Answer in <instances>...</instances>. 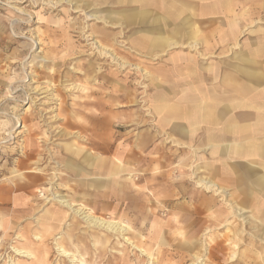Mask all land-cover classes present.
<instances>
[{
	"label": "rangeland",
	"instance_id": "rangeland-1",
	"mask_svg": "<svg viewBox=\"0 0 264 264\" xmlns=\"http://www.w3.org/2000/svg\"><path fill=\"white\" fill-rule=\"evenodd\" d=\"M50 1L56 4H49ZM139 6L121 0H0V223L6 221L8 225L3 234L0 224V264H58L55 242L65 238L68 224L72 225V238L85 264H264V238L235 212L221 218L223 227L210 225L212 214L207 220L204 218L199 228L189 227L188 242L185 243H179L181 237L174 234V228L171 230L174 223L166 212L155 219V222L169 221L166 234L160 231L159 235L153 236L152 229L148 231L150 222H145L144 238L154 240L159 236L161 239L160 244L153 245L150 250L154 257L151 259L142 256L118 235H109L95 227L85 228L82 220L71 219V212L70 219L66 217L56 223L54 238L44 233L42 242L34 240L36 220L45 210H67L53 197L67 198L74 204L87 207L94 215L109 219V213L103 208L104 190L91 183L84 185L62 167L71 160L91 173L94 171L92 165L82 161L83 154L74 156L70 153L76 146L91 152V160L96 156L106 160L105 169L117 161L119 165L134 169L130 176L127 172L122 175L135 181L144 191L154 190L151 186L157 183L153 179L156 176L165 175L170 181L179 175L189 176L192 179L181 185L187 191V198L212 195L203 186L195 185L196 176L211 177L224 186L230 182L226 186L227 193H232L233 190L253 189L241 179L244 169L258 175L264 172L262 155L224 156L204 149L205 128L210 125L200 124L191 137L179 135L168 125L179 123L186 126L185 121L164 125L161 115L148 110L149 98L159 90L155 84L163 80V85L169 86L170 78L168 82L164 78L172 77L170 59L178 54L193 59L202 70L214 67L219 71L218 79L229 76L230 82L236 83L234 88L237 91L243 81L250 80L243 76L244 73L252 71L255 78L251 80L256 81L257 86L253 90V85L247 87L251 91L246 96L236 93L235 99L230 100L234 108L230 109L229 116L237 123L251 124L256 121L257 114L262 115L263 120L264 0H234L232 6L236 13L227 16L221 12L213 27L205 25L200 28L197 39L209 43L206 50L204 45L190 48L192 43L186 40L182 45L166 48L163 52L152 50L150 53L135 52L129 45L142 28L137 25V20L130 19L127 11L135 12ZM235 14L237 21L243 15L248 18L235 27L237 36L232 39L226 29L227 22L233 20ZM201 73L207 82V74ZM173 75V81L182 82L183 78L177 77L179 74ZM43 87L49 91L37 92ZM223 87L229 89L225 82ZM127 91L131 93V102L124 101ZM259 93L263 97L255 98L254 95ZM220 106L217 110H224ZM224 120L222 118L219 124V131L213 132L223 138L221 144L233 138L230 133H221ZM23 125L29 133L22 128ZM10 135L12 140L8 141ZM143 145V149H138ZM67 148L70 149L67 151ZM120 154L123 158L133 155L140 159L128 164ZM92 178L93 174L87 177ZM24 183L26 187L21 188ZM7 186L15 188L3 193ZM156 188L161 187L157 185ZM41 194L48 195V198L41 197ZM223 197L214 198L219 205L231 208L232 205L226 204H233V198ZM158 202L149 203L161 204ZM153 204L151 208L156 212ZM247 206L246 210L250 211V202ZM165 210L171 209L167 207ZM244 216L248 218L250 213ZM225 220L230 224L224 223ZM228 227L238 228V234H229ZM90 235L105 242L102 247L98 245V251L89 243ZM226 235H230L229 239ZM222 236L232 244H208ZM165 237L166 241L162 242ZM172 239L177 240L171 242ZM63 247L71 250L66 241ZM12 248L28 251L36 260L32 263L19 258ZM208 249H212V255H207ZM73 250L70 252L81 256ZM194 254L198 262H193ZM60 264L69 263L61 259Z\"/></svg>",
	"mask_w": 264,
	"mask_h": 264
},
{
	"label": "crops",
	"instance_id": "crops-1",
	"mask_svg": "<svg viewBox=\"0 0 264 264\" xmlns=\"http://www.w3.org/2000/svg\"><path fill=\"white\" fill-rule=\"evenodd\" d=\"M168 1L167 4H169L170 2H175L177 6L176 12H181L182 16L183 15L184 16L183 17L180 16L178 19H167L168 17H166L165 15L164 7L161 6V4H163L162 2H165V0H136L135 4L141 6H139V8L135 12L127 11V13L130 12L129 14L130 19L137 20V25H139V27L142 28L141 29L142 32L140 34L135 35L133 39L129 41V45H131L130 49H132L135 52L142 51L143 53L144 52L150 53L152 50L157 52H163L166 48L182 45V43H184V41L187 40L190 41V43H192V45L189 44L190 48L194 47V49H196L197 45H204L206 50L209 43L204 39H200V38L197 39V35L199 34L200 28H203L205 25H207V27L208 26L213 27V25L218 21L217 18L219 17V15H221V12L225 13L227 16L232 13H236L234 12L232 6L234 0H168ZM235 15L237 16V14ZM236 16L234 17L233 20H229V22H227L228 27L226 29V33H228L229 34L228 36L232 39H234L237 36L235 32V27L241 24L242 20L248 18L247 15L246 16L243 15L240 16L237 21ZM247 60L251 61L250 59ZM177 62L178 63L181 62V63L179 65L178 64L174 65V63ZM170 63L172 64L171 67H173L172 71L174 73L173 72L170 73L172 77L164 78L166 81L170 78L171 80L169 81L170 84L167 88L163 85L164 83L163 80H159L158 84H155L156 88L157 89L160 88V89L154 93L153 97L149 98L151 99V101L148 100L149 103L148 105L150 107V109L148 110L154 111L158 113V115H161V121L163 122L164 125H168L172 121H177V120L185 121L186 126L180 125L179 123H173L170 126L168 125V127H170L172 130L175 131V133H178L179 135H186L191 137L199 129L200 124L210 125L208 128H205V138L203 142L205 145L204 149L208 148V150L212 154L219 153L220 155H224V156H228L229 154L250 155L247 150V144H248L247 142L249 139L252 138L248 134H246V132L237 131L233 126L230 127L229 124L224 125V128L222 130L223 132L221 133L222 134L230 133L233 135V138L228 137L231 143L225 142L224 144H221V139L223 138L213 133L214 131H219V124L221 121L217 124H214L211 121L210 115L216 111H208L212 108L216 109L220 105L222 109H224L226 106L229 105L231 106V108L232 107L234 108V106H232L229 103L231 99L233 100L235 99L236 93L238 94V92H236V90L230 91V89H225L223 86L225 82L226 84H229L231 86L233 85L236 88V83L230 82L229 76L226 77L221 76V78L218 79L217 73L219 71H215L214 67L202 70V68L198 64H196L193 59L189 58L188 56L184 57L175 54L170 59ZM201 72H205L207 74L206 76L207 82H204L205 80L203 79L202 77L203 75ZM173 74L176 75L179 74L177 77H182L183 78L182 82L180 83L177 81H173L172 80L173 76H175ZM184 79L187 80L188 85H185L186 81L184 82ZM126 93H127V97L125 98L124 101L131 102L129 99L130 93L128 91ZM258 96H260V93L258 94ZM226 100H228L229 102ZM220 101H224V102L219 103ZM204 109L207 110L203 111ZM203 117H206L207 119L202 120ZM263 136L264 135L258 136L257 138H255V140L257 139L264 140ZM144 146L145 145H143L138 149H143ZM236 148H240L241 150L237 151ZM69 149L70 148H67V151ZM70 153L74 156H77L80 153L83 154L84 157L82 161L87 165H92L91 167L94 168L93 169L94 171L91 173L90 171L85 169V167H83L82 165L74 163L71 160L65 162L62 167L65 170H67L70 174H72L73 175L72 177H75L77 180L83 182L84 185L91 183L93 186H95V188L104 190L103 199L105 200L103 203V208L105 209V211L109 213L108 214L109 219H105V220L116 221L122 223L124 226L129 228L130 232H128L127 235L130 237L129 239L131 240V242L137 246L140 244L138 247H140L142 250L145 251L143 254L141 250L138 251V249H135L138 252H140L142 256H146L148 259H151V257L154 258L153 255L150 253V250L153 249V245L155 246L156 244H160L161 242L159 236H156L154 240L153 238L151 240L150 239L146 240L144 238L142 234L143 231L142 229L145 222H150L148 231L152 229L153 236L159 235L160 231L163 234L167 233L166 228L168 226V222H169L168 220L165 221V219H163L162 222L161 221L155 222L156 217L161 216L163 212H166L165 215L167 214L166 216L169 217L168 219L171 218L170 220L173 221L174 225L171 226V230L174 228L173 230L174 234L176 233L181 237V239H178L179 243L188 242V239H186V237L189 236V227L192 228L195 226L197 227L198 225L200 226V223L204 220V218H206L207 220V218H209V215L211 214H212V218L210 219L211 221L210 225L211 226L213 225L212 222L213 215L217 212V210L220 208L221 205H219V203L214 198L216 196L212 193V191H206L207 193L212 194L209 197L200 194L196 196L193 195L187 198V191L185 188H183V186L181 187V185L187 184L189 180L192 179L191 177L179 175L177 179L174 178V180L170 181L165 175H163L162 177L156 176L153 179L157 183L151 186L152 189L154 190L149 191L145 189L146 191H144L138 186L139 184L135 183V181H132L129 178H127V176L122 175L123 173L127 172V174L130 176V174L135 171L134 169L129 168V166L119 165V162L116 160L117 164L112 162L110 164V168L105 169L107 165V163L105 162L106 160L102 159L100 156H96L93 158V160H91V158H89L91 152L89 151L85 152L83 151V148L77 146L74 149L70 150ZM120 156L121 158H123V154H120ZM124 158L127 159L128 164L132 163L134 159H138V160L140 159V157H135L133 155L129 157L124 156ZM91 174H93V178L87 179V177H89V175ZM112 177L115 178L118 177L119 179L114 180L112 179ZM208 178L212 179V181L215 182L218 186H222L223 188H225L226 196H232L233 199L237 197L236 200H233L234 202L231 201L233 203L240 201L239 199L241 196L246 197V199L249 197L248 198V202H250L249 210L255 213L256 217L259 218L260 221L264 224V172L261 175H258L251 173L249 169H244L241 179L244 180L243 182L247 181L249 183L248 186L250 188H253L251 191H244V192L242 190L240 191L233 190L232 193L230 192L227 193L226 186L230 182H228V184L224 186L218 183L217 181L213 180V178L211 177ZM195 179H197V177H195ZM196 182L195 185H197V187H200L198 184H196ZM112 185H115V188L112 189L111 188ZM157 185H159L161 188H156ZM173 186H176L178 189H174ZM20 187L24 188L26 187V185ZM5 188L6 189L3 190V193H6L5 191L7 190H12V188L15 187L7 186ZM47 191L48 190L46 189V192ZM55 195H58V193ZM173 196H175V198L171 199ZM184 198L188 200L184 201ZM259 198L260 200L258 203ZM261 198L263 199V201ZM65 199L70 203L74 204L71 200L67 198ZM141 200H142V204L140 205L139 203ZM155 200H158L159 202ZM150 201L153 203L154 202L161 203V204H153L156 212L152 210L151 208L152 203H149ZM74 205H79V207H84L87 210H90L87 207L83 206L82 204H74ZM254 205H260L259 208L261 209H256ZM135 206H137V208ZM166 207H170L171 210H165ZM247 207H245V209ZM177 211H181V212L177 213ZM70 212L71 210L68 208L66 211H62L59 209L56 210L54 208H48L35 223V227H37L36 234H41L43 237H44V233H47L49 237L55 236L56 223H60L64 221L66 217L70 219L71 217L70 214L72 213ZM144 213L145 215H143ZM73 215L74 214L72 213V217H71L72 220L73 218H78L75 215L74 216ZM0 224L3 227V234H5L4 231L7 230L8 225H6V221L1 222ZM210 225H208L207 227H209ZM71 226L72 225L70 224L66 225L67 229L65 228V232H64V235L66 237L58 242L63 243L64 245V241H66L67 244L71 246L70 251L74 249L73 251L81 255L79 253V249L77 247L76 242L72 238L73 230H71L70 228ZM86 226L87 225H85V228ZM37 229H41V231ZM93 236L95 235L88 236V241L89 243H91V246L93 248H96L95 251H98L99 250L98 245L102 247L105 242L101 241L99 237L95 236L97 237V239H99V241L95 243L93 240ZM176 240L177 239L175 240L172 239L171 242ZM165 241H166V237L162 239V242ZM146 253L149 255V257L146 255Z\"/></svg>",
	"mask_w": 264,
	"mask_h": 264
},
{
	"label": "bare ground",
	"instance_id": "bare-ground-1",
	"mask_svg": "<svg viewBox=\"0 0 264 264\" xmlns=\"http://www.w3.org/2000/svg\"><path fill=\"white\" fill-rule=\"evenodd\" d=\"M121 1H124V2H130V3H135L136 0H121ZM167 1L168 0H165V2H162L163 4H161L162 7H164V11H165V15L166 17H168L167 19H178L180 16H182V13L181 12H176V3L175 2H170L169 4H167ZM169 2V1H168ZM49 4H56L54 3V1H50L48 2ZM230 4V2H229ZM51 5V6H52ZM208 5V4H207ZM232 9V7H231ZM184 11V10H182ZM235 12V11H234ZM184 13V12H183ZM234 14V13H232ZM189 15V14H188ZM184 16V15H183ZM182 16V17H183ZM236 16V15H235ZM246 16V15H245ZM195 20V19H194ZM193 20V21H194ZM197 20V19H196ZM202 20V19H201ZM178 21V20H177ZM203 22V21H202ZM206 22V20H205ZM209 22V21H208ZM236 22V21H235ZM56 23V22H55ZM198 24V23H197ZM183 25V24H182ZM186 25V24H185ZM190 25V24H189ZM196 25V24H195ZM182 28V27H181ZM187 29H190V28H187ZM195 29V28H194ZM190 31V30H189ZM179 32V31H178ZM195 34V33H194ZM178 36H179V33H178ZM183 36V35H182ZM184 39V38H182ZM181 40V39H180ZM196 40V39H195ZM179 41V40H178ZM178 43V42H177ZM38 44V43H37ZM32 48V47H31ZM122 66H124V64L122 63ZM245 77H247L248 79L250 80H245L243 81L242 85L240 84L239 86V90L237 91L234 86L232 85H229V84H226L225 86H227L230 90L232 91H235L238 92V95H242V96H246V94L251 91L249 90L247 87H251L252 85L254 87H252V90L255 89V86H257V82L256 81H252L251 79L255 78V76H253V73L252 71L251 72H245L244 73ZM252 82L254 84H252ZM34 83V82H33ZM29 84V83H28ZM32 84V83H31ZM243 85L245 87H243ZM31 86V85H30ZM32 87V86H31ZM30 87V89H31ZM75 88V87H74ZM160 89V88H159ZM36 91V90H35ZM47 91H49L48 89L46 90V88H40L37 90V92H41V94H44L46 93ZM264 91V89L262 90V92ZM28 92V91H27ZM131 94V93H130ZM255 98L257 99H260L263 97V95H254ZM260 97V98H259ZM255 99V100H257ZM228 101V100H226ZM221 103L224 102V101H220ZM229 102V101H228ZM227 102V103H228ZM226 103V102H225ZM230 104V103H229ZM126 107V106H125ZM165 108V107H164ZM230 109H231V106H226L224 108V110L222 111H219L217 110V108H212L208 111H216L214 112L213 114L210 115V118H211V121L214 123V124H217L219 123L220 121H222V118H224V123L225 124H229L230 127L233 126L235 128V130L237 131H242V132H247L249 131L247 134L252 138V139H249L248 140V144H247V150L249 152L250 155L252 154H259V155H262L264 156V140H255L256 135L257 136H262L264 135V119L262 120V115H258L257 114V117H256V121L253 122V123H237V121L235 119H231V117L228 116V114L230 113ZM256 109V108H255ZM261 109V108H260ZM207 109H204L203 111H206ZM202 111V110H201ZM207 117V116H206ZM206 117H203L202 120H206L207 118ZM209 118V119H210ZM264 118V117H263ZM19 121V120H18ZM24 129H26L25 131H27L28 133L30 131H28V128L26 126L23 125ZM226 128V127H225ZM23 129V130H24ZM192 129V128H191ZM7 132V131H6ZM256 133V134H255ZM20 134V132L18 133ZM264 137V136H263ZM16 139V136L13 137V139ZM248 139V138H247ZM12 140V137L11 135L9 136V139L8 141H11ZM23 142V140H22ZM231 143V142H230ZM218 145V144H217ZM228 145V144H227ZM23 149L25 150V145L23 146ZM237 151H240L241 149L240 148H236ZM90 154V153H89ZM93 168V167H92ZM125 169V168H124ZM15 170V169H14ZM125 172V171H124ZM135 172V171H134ZM19 175H21L19 173ZM183 176V175H182ZM197 177V176H196ZM106 178V177H105ZM118 178V177H117ZM261 178V177H260ZM259 179V178H258ZM166 180V178H165ZM197 182L196 184H198L200 187H204V189H206V191H212V193L215 195V196H219L221 195L222 197L225 196V188H223L222 186H218L215 182L212 181V179H209L208 177H197ZM180 181V180H179ZM131 183V182H130ZM24 186L26 185L25 183L23 184ZM22 185V186H23ZM132 185V184H131ZM135 185V184H134ZM254 185V184H253ZM248 186V185H247ZM129 187V186H128ZM256 188V187H255ZM263 191V189H262ZM143 193V192H142ZM144 194V193H143ZM142 194V195H143ZM256 195V194H255ZM45 195L44 194H41V197H44ZM159 197V196H158ZM47 195L45 196V199H47ZM54 199H56V202L63 205L64 207L68 208L71 210V212L76 216L78 217L80 220H82L88 227L90 228H98V229H103L105 230L109 235H118L120 236V238L123 239V241L126 242L127 245H130L131 247H133L134 249H138L141 250V252L144 254V250H142L140 247H138L137 245H134L131 240L129 238H125V236L128 234V232H130V229L127 228L126 226H124L122 223H119V222H116V221H112V220H105V219H102L100 217H97L95 215H93L89 210H87L86 208L84 207H79V205H74L70 202H68L67 200L63 199L62 197L59 198V196L57 197H53ZM52 198V199H53ZM224 198V197H223ZM229 198L231 199L232 196H229ZM249 198V197H248ZM248 198L246 199V197L244 196H241L240 197V201H237L235 203H231V204H226V205H229L231 206L230 207H227V206H223L221 205V207L217 210V212L213 215V225L214 227H217L219 228L220 226L223 225V221H222V217L224 216L225 218L227 217V215H229L230 213H238L239 214V217H241L243 219V221L247 222L249 226L253 227L254 228V231L256 232V234L259 236H261L262 238H264V224L260 221H258L256 219V214L253 213V212H249V211H246L245 207H247L248 205ZM52 199H49V201H51ZM112 199V198H111ZM236 198H234L233 200H236ZM262 199V198H261ZM232 200V201H233ZM259 200L260 198L258 199V203H259ZM156 201V200H155ZM231 201V200H230ZM263 201V199H262ZM126 202V201H125ZM168 203V202H167ZM153 204V203H152ZM220 204V203H219ZM149 205V204H148ZM256 207V209H261L259 208L260 205H254ZM137 208V206H135ZM149 207V206H148ZM223 207L225 209H223ZM126 208V207H125ZM167 208V207H166ZM133 209V208H132ZM229 209V210H227ZM147 210V208H146ZM225 210L227 212H225ZM231 210V211H230ZM233 211V212H232ZM139 213V212H138ZM149 213V212H147ZM170 213V212H169ZM176 213V212H175ZM245 213H250V216L247 218L244 216ZM142 214V213H141ZM190 214V213H189ZM206 214V213H205ZM145 215V213L143 214ZM161 215V214H160ZM183 215V214H182ZM131 216V214H130ZM157 216V215H156ZM170 216V215H169ZM172 216V215H171ZM121 217V216H120ZM153 218V217H152ZM157 218V217H156ZM174 218V217H173ZM195 218V217H194ZM233 218V217H232ZM175 219H178V218H175ZM235 219V218H234ZM253 219V220H252ZM262 219V218H261ZM142 220V219H140ZM37 221V220H36ZM127 221V220H126ZM175 221V220H174ZM177 221V220H176ZM192 221V220H191ZM204 221V220H203ZM162 222V221H161ZM228 220H225L224 223H227ZM238 222V221H237ZM127 223V222H126ZM230 224V222H228ZM125 224V223H124ZM140 224V223H139ZM162 224V223H161ZM186 225V224H185ZM201 225V224H200ZM138 226V225H137ZM227 226V225H226ZM223 227V226H222ZM37 228V227H36ZM151 228V227H150ZM199 228V226H198ZM67 229V228H66ZM155 229V228H154ZM225 229V228H224ZM39 230V229H38ZM206 230V229H205ZM208 230V229H207ZM69 231V230H68ZM71 231V230H70ZM210 231V230H209ZM227 231H229V234L231 235H234L237 233L238 234V228H231L229 229V227L227 228ZM233 231V232H232ZM67 232V231H66ZM199 232V231H198ZM62 234V233H61ZM137 234V233H136ZM138 235V234H137ZM56 236V235H55ZM205 236V235H204ZM255 236V235H254ZM66 237V236H65ZM69 237V236H68ZM127 237V236H126ZM226 237H230V235H226ZM19 238V237H18ZM54 238V236H53ZM234 239V237H233ZM34 240L38 241V242H42L44 240V237L41 235V234H35L34 235ZM56 240V238H55ZM93 240L94 242H98L99 239H97V237L93 236ZM23 242V240H20ZM200 241V240H199ZM34 243V242H33ZM112 244V242H110ZM141 243V242H140ZM210 243H213V246L214 245H217V246H223V244L225 243H229V244H232L228 241L225 240V237L222 236V237H218V238H215V240L209 242L208 244L210 245ZM100 244V243H99ZM117 244V243H116ZM206 246V245H205ZM233 247H236L235 244L232 245ZM188 247V246H187ZM186 247V248H187ZM209 247V246H208ZM212 247V244L210 246V248ZM113 248V247H112ZM240 248V247H239ZM101 249V248H100ZM115 250V249H114ZM239 250V249H238ZM241 250V249H240ZM39 251V250H38ZM55 251L57 253V256L59 257L56 261L58 264L61 263V259H64L66 260L69 264H85L84 260H83V257L82 256H78V255H75L73 254L72 252L70 251H67L62 243L60 242H55ZM137 251V250H136ZM208 253L207 255H212V249H208L207 250ZM12 252L19 258H23V259H26L27 261H32V263H34V261L36 260L35 257L28 251H25V250H21V249H16V248H12ZM240 252V251H239ZM196 253V252H195ZM245 253V252H244ZM146 255L149 257V255L146 253ZM205 255V254H204ZM44 257V256H42ZM9 258V257H8ZM195 258H197V255L194 254V256H192V259H193V262H198L195 260ZM237 258V257H236ZM209 259L206 258L205 261H207ZM16 260V259H15ZM18 260V259H17ZM44 260V259H43ZM148 260V259H147ZM13 261V260H12ZM19 261V260H18ZM47 261V260H46ZM209 262V261H208ZM241 262V261H240ZM23 264V263H22ZM35 264V263H34ZM209 264V263H208ZM211 264V263H210Z\"/></svg>",
	"mask_w": 264,
	"mask_h": 264
}]
</instances>
